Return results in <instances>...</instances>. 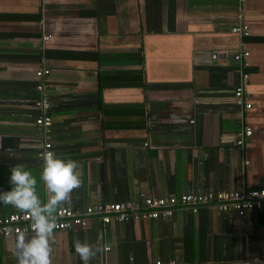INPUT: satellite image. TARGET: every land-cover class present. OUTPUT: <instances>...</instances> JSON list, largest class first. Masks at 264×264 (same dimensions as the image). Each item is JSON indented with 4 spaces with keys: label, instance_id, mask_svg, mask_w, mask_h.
Here are the masks:
<instances>
[{
    "label": "crops",
    "instance_id": "crops-1",
    "mask_svg": "<svg viewBox=\"0 0 264 264\" xmlns=\"http://www.w3.org/2000/svg\"><path fill=\"white\" fill-rule=\"evenodd\" d=\"M238 22L247 37L230 32ZM241 50L245 111L232 100ZM39 69L48 70L50 151L80 166L81 186L59 208L81 215L264 188V0H0V193L19 163L46 201L34 125ZM243 127L251 134L237 146ZM12 213L21 212L0 203L1 217ZM84 220L53 233L52 264H82L76 240L100 247L89 264H264L260 209L202 204L196 213L175 206L165 219ZM15 237L0 239V264H18Z\"/></svg>",
    "mask_w": 264,
    "mask_h": 264
},
{
    "label": "built area",
    "instance_id": "built-area-1",
    "mask_svg": "<svg viewBox=\"0 0 264 264\" xmlns=\"http://www.w3.org/2000/svg\"><path fill=\"white\" fill-rule=\"evenodd\" d=\"M240 20V19H239ZM230 32L240 38H245L249 35V29L242 22L230 29ZM248 52L241 50L233 55V60L239 64V82L232 89V100L235 106L242 111L248 110L250 104L246 101L244 95V86L248 80V74L244 72L248 63L246 57ZM48 75L47 69H39L35 72V77L40 81L36 84L38 98L34 102V108L39 112V115L34 120V125L40 129L42 136H39V147L44 151L50 150L48 127L51 124V118L46 114L49 108V102L44 95L45 84L44 79ZM251 134V130L243 127L236 134L235 144L242 146L244 140ZM202 204L212 205L217 211H235L242 215L245 211L252 209H260L264 211V188L248 189L241 191H223L206 193H184L178 197L169 196L163 199H145L142 202V207L138 203H114L96 205L86 208L83 213H79L69 208H59L56 212V229L54 232L64 231L71 227L72 224L84 227L86 222L84 216L98 215L101 223L106 224L110 221L120 223L125 221L137 220H154L165 219L171 217L175 206L181 209H187L192 213H196L198 206ZM23 233L26 236H32L31 220L23 213H12L4 217L0 216V239L15 237ZM104 250H107L105 248ZM151 264H163L155 261ZM167 264H173L169 262Z\"/></svg>",
    "mask_w": 264,
    "mask_h": 264
},
{
    "label": "clouds",
    "instance_id": "clouds-1",
    "mask_svg": "<svg viewBox=\"0 0 264 264\" xmlns=\"http://www.w3.org/2000/svg\"><path fill=\"white\" fill-rule=\"evenodd\" d=\"M40 182L46 189V201L37 194V180L23 164L10 169V191L0 193V203L10 205L31 220L33 235L26 238L23 233L15 237L13 254L18 264H52L50 241L56 229V212L69 201L71 193L81 186L79 164L72 159H61L53 151H44ZM75 252L82 264L101 251L99 246L76 240ZM175 264V262H173Z\"/></svg>",
    "mask_w": 264,
    "mask_h": 264
}]
</instances>
